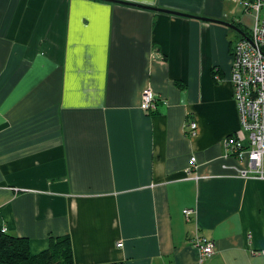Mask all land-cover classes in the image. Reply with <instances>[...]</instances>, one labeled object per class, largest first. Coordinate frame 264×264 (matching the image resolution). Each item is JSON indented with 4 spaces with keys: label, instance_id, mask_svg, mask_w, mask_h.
Segmentation results:
<instances>
[{
    "label": "crops",
    "instance_id": "0c3cea01",
    "mask_svg": "<svg viewBox=\"0 0 264 264\" xmlns=\"http://www.w3.org/2000/svg\"><path fill=\"white\" fill-rule=\"evenodd\" d=\"M121 1L255 24L233 0ZM241 38L102 0H0V229L33 254L69 236L76 264H264V180L241 178L248 161L225 146L241 132Z\"/></svg>",
    "mask_w": 264,
    "mask_h": 264
},
{
    "label": "built area",
    "instance_id": "2783aa9c",
    "mask_svg": "<svg viewBox=\"0 0 264 264\" xmlns=\"http://www.w3.org/2000/svg\"><path fill=\"white\" fill-rule=\"evenodd\" d=\"M251 10L255 24L248 36L239 39L234 48L231 81L234 87V98L237 103L241 132L225 139L227 153L239 161L247 159L246 169L239 171L243 179L264 180V0H233ZM141 109H156V96L151 88L142 94ZM189 134H195L197 123L190 121L187 125ZM196 158L191 159L194 164ZM192 176V169L188 172ZM195 211L189 209L185 217L191 221ZM1 234H7L5 227ZM197 248L201 259L211 258L215 254V245L198 231L191 240ZM119 244L118 247H122ZM264 255V251L262 252Z\"/></svg>",
    "mask_w": 264,
    "mask_h": 264
},
{
    "label": "trees",
    "instance_id": "16d2710c",
    "mask_svg": "<svg viewBox=\"0 0 264 264\" xmlns=\"http://www.w3.org/2000/svg\"><path fill=\"white\" fill-rule=\"evenodd\" d=\"M0 264H76L72 239L51 237L46 250L33 254L28 238L0 233Z\"/></svg>",
    "mask_w": 264,
    "mask_h": 264
},
{
    "label": "water",
    "instance_id": "95a60500",
    "mask_svg": "<svg viewBox=\"0 0 264 264\" xmlns=\"http://www.w3.org/2000/svg\"><path fill=\"white\" fill-rule=\"evenodd\" d=\"M102 1H107V2H112V3H120V4H124V5H130V6L137 7V8H142V9H147V10H152V11H158V12L168 13V14H172V15H178V16H182V17H190V18L198 19V20L205 21V22H214L217 24L224 25V26L232 29L233 31H236L239 35L246 37V34L238 26H236L232 23L222 22L219 20H212V19L205 18V17L191 16V15L179 13L176 11H171V10H167V9H159V8H155V7H150L148 5L130 3L127 1H121V0H102Z\"/></svg>",
    "mask_w": 264,
    "mask_h": 264
},
{
    "label": "rangeland",
    "instance_id": "374dc122",
    "mask_svg": "<svg viewBox=\"0 0 264 264\" xmlns=\"http://www.w3.org/2000/svg\"><path fill=\"white\" fill-rule=\"evenodd\" d=\"M246 30V32H249L250 33V30H248V29H245Z\"/></svg>",
    "mask_w": 264,
    "mask_h": 264
}]
</instances>
